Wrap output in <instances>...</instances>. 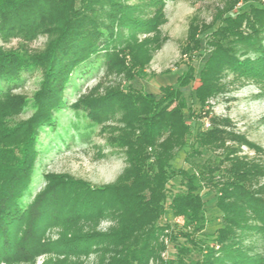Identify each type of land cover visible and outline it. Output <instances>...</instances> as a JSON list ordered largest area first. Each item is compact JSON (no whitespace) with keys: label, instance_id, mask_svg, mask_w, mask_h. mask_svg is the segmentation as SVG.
Returning <instances> with one entry per match:
<instances>
[{"label":"trees","instance_id":"1","mask_svg":"<svg viewBox=\"0 0 264 264\" xmlns=\"http://www.w3.org/2000/svg\"><path fill=\"white\" fill-rule=\"evenodd\" d=\"M165 1L138 0L141 3L138 5L129 0H0V38L16 36L31 40L38 34H46L48 38L44 48L33 54L0 48V260L4 250L6 253L11 250L12 245L7 247V244L13 230L32 209L30 215L36 216V226L54 218L56 211L68 221L93 219L106 212L112 215L115 226L109 233L73 235L66 249L60 247L65 252L61 256L81 254L87 247L105 246L110 248L106 264H262L263 260L251 255L242 244L245 231L264 235V200L250 188L253 177L260 176L262 168L232 157L234 151L230 150L215 161L195 164L191 173L174 172L171 168L175 152L185 147L191 134L184 116L187 103L180 90L193 80L192 58L201 46L198 38L195 49L187 46L183 50L188 58L185 72L177 77L175 85L160 88L161 96L156 101L132 88L127 93L114 91L94 99L79 97L83 104H76L75 109L82 107L94 114L116 107L130 121L140 123L137 136L119 135L115 140L130 152L128 166L113 184L90 190L85 184H73L78 182L71 180L72 186L65 188L57 179L36 196L30 208L21 202L29 191L38 132L43 127H53L54 113L64 106L74 73L92 58H102L108 70L121 72L127 81L142 75L136 72L161 44L155 40L159 33H154L158 18L147 22L138 13L144 9L156 10ZM239 1L228 0L233 5ZM235 15L220 21L219 31L209 35L208 45L213 52L199 73L201 85L194 92L203 113L189 115L206 119L203 126L207 122L208 127H203L193 138L192 158H200L202 150L222 149L226 143L245 145L253 153L260 152L259 147L241 136L228 133V121L207 119L204 109L207 98L217 92L224 71L264 84V6L249 4L245 12ZM231 22L245 26L240 31L235 27L229 30ZM139 34L151 37L133 42L131 39ZM127 39L129 44L133 42L132 47ZM219 40L227 42L228 47L223 49ZM120 45L128 46V60L123 57ZM32 70L41 74L31 98L33 113L27 120L10 125L9 121L29 101L13 91L20 74ZM174 103L176 108L168 111ZM148 148L154 149L150 155L146 154ZM226 162L229 166L222 168ZM176 177H180L184 190L167 195L166 186ZM205 186L216 192V209L222 220L209 246L191 238L206 225L204 202L198 194ZM167 199L169 206L165 209ZM167 213L181 220L180 234L189 247L175 248L177 257L163 260L160 254L165 248L160 239L166 237L168 227L157 222ZM191 250L201 254V259L189 260Z\"/></svg>","mask_w":264,"mask_h":264},{"label":"rangeland","instance_id":"2","mask_svg":"<svg viewBox=\"0 0 264 264\" xmlns=\"http://www.w3.org/2000/svg\"><path fill=\"white\" fill-rule=\"evenodd\" d=\"M129 1L132 4L138 3V0ZM249 4L264 6V0H240L236 5L228 0H166L156 10L152 8L140 10L138 16L143 21L150 22L158 18L159 24L154 33H159L155 40L161 44L160 47L152 53L151 58H147L146 63L144 61L145 64L140 71H135L142 75L136 76L132 81H127L121 72L108 70L106 61L102 58H92L74 73L65 93V104L54 113L53 127H43L38 132L35 145L37 157L31 174L29 191L21 200L25 207L30 208L36 196L47 187L54 185L57 179L65 188L72 186L71 180L78 182L73 184H85L90 190L113 184L128 166L127 155L130 152L129 148L119 146L115 140L119 135L128 138L137 136L140 133L137 125L140 123L130 121L126 114L116 107L103 109L94 114H89L82 107L75 109L76 104H83V101L79 102V97L94 99L114 91L127 93L132 88L151 95L156 101L161 96L160 88L175 85L177 77L185 72L188 58L183 55V50L187 46L195 49L197 38L201 46L200 51L198 53L195 51L193 55L196 56L192 58L194 77L187 87L180 90L187 103L188 109L184 111V116L191 134L186 139L185 147L175 152L171 168L174 172L183 170L191 173L195 164L212 162L223 157L227 150L234 151L232 157L244 159L248 163L253 162L262 168L260 176L253 177L250 188L254 189L257 197L264 200V84H255L254 80L238 78L231 72L224 71L219 79L217 92L207 98L204 108L208 113L207 119L210 117L228 121L229 125L226 128L228 133L241 136L247 142L259 147L260 152L253 153L245 145L226 143L222 149L202 150L200 158L190 156L193 138L203 131V121H206L189 115L203 113L194 92L201 85L199 73L208 55L213 52L208 45L209 35L214 30L219 31L218 27H222L220 21L245 12ZM244 26V24L234 25L231 22L227 29L235 27L234 29L240 31ZM191 33H195L193 37ZM149 37H151L149 34H139L131 40L140 43ZM47 39L46 34H38L31 40L16 36L0 38V48L4 51L25 50L33 54L44 48ZM219 41L223 49L228 47L227 42ZM133 42L129 44L127 39L130 47L133 46ZM118 47L123 57L128 60V46ZM40 79L41 74L38 70L24 71L20 74V81L13 92L29 101L21 113L9 121L10 125L23 122L32 115L31 98L38 88ZM173 108H176V103L172 104L168 111ZM153 151L154 149L148 148L146 154L150 155ZM228 166L226 162L222 168ZM166 187L167 195L184 190L180 177L169 181ZM198 194L204 202L206 225L201 233L191 238L198 239L202 246H209L212 245L216 231L220 227L221 215L216 209V192L212 187L205 186L198 191ZM168 206L167 199L164 208L167 209ZM30 213L13 230L11 241L7 244V247L12 245L9 248L11 250L7 253L6 250L2 252L0 264H106L110 248L105 246L87 247L81 254L64 256L61 254L65 253L62 248L66 249L65 245L73 240V235L109 233L115 226L110 213H102L93 219L81 218L68 221L56 211L54 218L37 226L34 224L36 216ZM157 224L168 227L166 237L160 239L165 248L160 254L161 259H174L177 257L175 248L189 247L180 234L183 232L180 219L167 213ZM243 237V246L248 247L249 253L262 259L264 264V235L258 236L245 231ZM191 251L189 260L201 259V254ZM149 264L156 263L149 262Z\"/></svg>","mask_w":264,"mask_h":264},{"label":"built area","instance_id":"3","mask_svg":"<svg viewBox=\"0 0 264 264\" xmlns=\"http://www.w3.org/2000/svg\"><path fill=\"white\" fill-rule=\"evenodd\" d=\"M204 127L207 128L208 127V123L204 122Z\"/></svg>","mask_w":264,"mask_h":264}]
</instances>
